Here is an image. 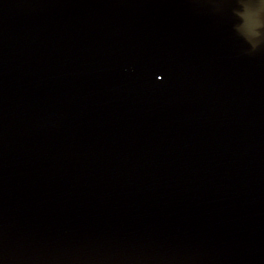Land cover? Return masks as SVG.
Listing matches in <instances>:
<instances>
[{
  "label": "water",
  "instance_id": "water-1",
  "mask_svg": "<svg viewBox=\"0 0 264 264\" xmlns=\"http://www.w3.org/2000/svg\"><path fill=\"white\" fill-rule=\"evenodd\" d=\"M0 264H264V0H0Z\"/></svg>",
  "mask_w": 264,
  "mask_h": 264
}]
</instances>
